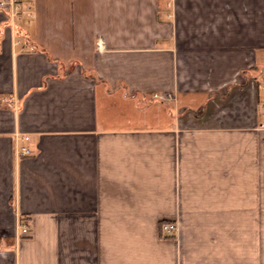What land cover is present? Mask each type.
<instances>
[{"label":"crops","instance_id":"0c3cea01","mask_svg":"<svg viewBox=\"0 0 264 264\" xmlns=\"http://www.w3.org/2000/svg\"><path fill=\"white\" fill-rule=\"evenodd\" d=\"M31 12L13 25L0 9V237L14 241L0 264H264V130L246 72L264 73V0ZM138 119L153 124H126Z\"/></svg>","mask_w":264,"mask_h":264},{"label":"built area","instance_id":"2783aa9c","mask_svg":"<svg viewBox=\"0 0 264 264\" xmlns=\"http://www.w3.org/2000/svg\"><path fill=\"white\" fill-rule=\"evenodd\" d=\"M32 0H0V9L4 11L6 18L14 23L22 18L24 15L28 14L32 18L33 13L31 12ZM256 82L258 85V113L259 119L257 123V128L264 130V73L260 78L256 77ZM25 142L30 140V136L25 134L23 136ZM18 153L20 155H31L32 149L27 143H23L18 146ZM20 229L24 235H30L31 230L27 222L22 220L20 223ZM161 230L164 236H173L178 231V225L175 222H163L161 225Z\"/></svg>","mask_w":264,"mask_h":264},{"label":"rangeland","instance_id":"374dc122","mask_svg":"<svg viewBox=\"0 0 264 264\" xmlns=\"http://www.w3.org/2000/svg\"><path fill=\"white\" fill-rule=\"evenodd\" d=\"M130 123L131 125H144V126H147V125H150L153 124V122L149 121V120H145V119H138V120H135V121H127L126 124ZM15 234L16 236H20V237H26L27 235H24L21 231V229L19 227H16L15 229Z\"/></svg>","mask_w":264,"mask_h":264},{"label":"trees","instance_id":"16d2710c","mask_svg":"<svg viewBox=\"0 0 264 264\" xmlns=\"http://www.w3.org/2000/svg\"><path fill=\"white\" fill-rule=\"evenodd\" d=\"M261 69L259 67H256L255 69H252V71H246L248 72V75H250L252 78H256L257 74L260 73ZM8 245H12L14 243V241L10 240V239H4L2 237H0V244L2 243H7Z\"/></svg>","mask_w":264,"mask_h":264}]
</instances>
